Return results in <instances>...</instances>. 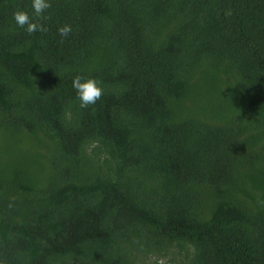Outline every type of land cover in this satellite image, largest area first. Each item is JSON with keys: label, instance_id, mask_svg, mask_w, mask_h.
Listing matches in <instances>:
<instances>
[{"label": "trees", "instance_id": "16d2710c", "mask_svg": "<svg viewBox=\"0 0 264 264\" xmlns=\"http://www.w3.org/2000/svg\"><path fill=\"white\" fill-rule=\"evenodd\" d=\"M50 2L0 0V264H264V0Z\"/></svg>", "mask_w": 264, "mask_h": 264}, {"label": "clouds", "instance_id": "9594fccd", "mask_svg": "<svg viewBox=\"0 0 264 264\" xmlns=\"http://www.w3.org/2000/svg\"><path fill=\"white\" fill-rule=\"evenodd\" d=\"M50 0H32V9L36 17L45 19L44 13L51 8ZM231 11L225 13L226 16H230ZM14 20L17 25L21 28H25L28 34H33L36 32H47V28L42 23L34 22L26 11L18 10L14 13ZM59 34L67 38L72 32L70 25H65L58 29ZM72 86L77 93V97L80 101L81 108H87L90 105H94L99 101L104 95V89L101 86V82L95 78H86L82 76H76L73 79ZM163 264V261H161Z\"/></svg>", "mask_w": 264, "mask_h": 264}]
</instances>
